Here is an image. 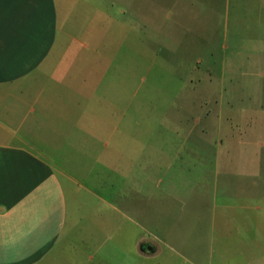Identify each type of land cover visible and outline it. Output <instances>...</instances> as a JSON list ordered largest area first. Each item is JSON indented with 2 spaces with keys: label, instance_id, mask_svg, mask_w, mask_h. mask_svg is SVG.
<instances>
[{
  "label": "rangeland",
  "instance_id": "374dc122",
  "mask_svg": "<svg viewBox=\"0 0 264 264\" xmlns=\"http://www.w3.org/2000/svg\"><path fill=\"white\" fill-rule=\"evenodd\" d=\"M54 1L55 35L76 39L42 85L78 105L76 138L41 142L74 148L61 156L75 167L65 193L75 235L62 231L54 264H88L84 215L96 217L102 181L143 192H131L135 225L103 207L123 222L107 241L125 246L111 264H264V0ZM104 156L139 171L101 178ZM139 234L159 252L132 250Z\"/></svg>",
  "mask_w": 264,
  "mask_h": 264
},
{
  "label": "crops",
  "instance_id": "0c3cea01",
  "mask_svg": "<svg viewBox=\"0 0 264 264\" xmlns=\"http://www.w3.org/2000/svg\"><path fill=\"white\" fill-rule=\"evenodd\" d=\"M55 14L54 0H0V248L3 251L0 264H54L52 257L59 247L62 231L67 227L70 243L71 234L72 238L75 235L76 219L71 218L70 211L68 215L65 204L66 189L75 193L76 178L71 173L75 172V167L72 169L68 158L61 156L71 149L74 154V148L53 146L48 149L41 144H47V140H71L77 136V101L56 95L62 86L42 85V75L49 72L51 75L56 70L57 64L50 61L60 56L59 46L64 43L61 48L71 54V40L76 39L74 35L64 38L55 35ZM48 62L52 69L47 73L45 65ZM63 87L73 92L70 86ZM116 162L118 160L111 163L105 156L101 159V178H107V172H112L111 177L116 178L124 177L122 172L125 170L139 171ZM102 185L105 186L103 181ZM104 186L94 202L99 205L96 217L84 215L88 264H111L113 255L109 256L108 252H123L125 249L123 244H107L112 234L116 237L123 235V222L112 221L115 217L110 214L103 217V207L133 225L141 211L138 196H131V192L143 195L140 187L107 189ZM243 193L237 192L238 195ZM72 198L75 199L70 197L69 200ZM237 206L241 210L248 205L241 201ZM236 215L239 218L240 213ZM146 218L152 223L151 218ZM233 226L237 227L233 234L240 235L241 227ZM184 233L186 231L182 229ZM199 235L200 230L198 238ZM204 236L212 237V232H206ZM93 237L99 242L87 245ZM133 240L132 250L139 254L159 252L157 244L145 236L139 234ZM147 246L151 248L147 249ZM198 246L192 250H195L197 262H201V252L198 258L196 251ZM75 248L78 246L73 243L72 250L71 245L68 250L74 258ZM68 263L76 264V260L70 259Z\"/></svg>",
  "mask_w": 264,
  "mask_h": 264
},
{
  "label": "water",
  "instance_id": "95a60500",
  "mask_svg": "<svg viewBox=\"0 0 264 264\" xmlns=\"http://www.w3.org/2000/svg\"><path fill=\"white\" fill-rule=\"evenodd\" d=\"M151 247L150 246H147V249H150Z\"/></svg>",
  "mask_w": 264,
  "mask_h": 264
}]
</instances>
